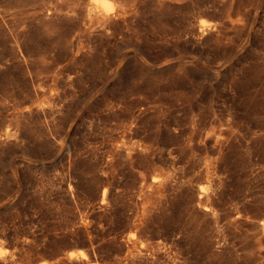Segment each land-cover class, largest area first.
<instances>
[{"label": "rangeland", "instance_id": "374dc122", "mask_svg": "<svg viewBox=\"0 0 264 264\" xmlns=\"http://www.w3.org/2000/svg\"><path fill=\"white\" fill-rule=\"evenodd\" d=\"M93 2L0 0V264H264V0Z\"/></svg>", "mask_w": 264, "mask_h": 264}, {"label": "bare ground", "instance_id": "6f19581e", "mask_svg": "<svg viewBox=\"0 0 264 264\" xmlns=\"http://www.w3.org/2000/svg\"><path fill=\"white\" fill-rule=\"evenodd\" d=\"M93 1H95V2H104L105 0H93ZM91 2H92V0H91ZM95 2H93V3H95ZM70 256L73 257V256H75V254L72 253Z\"/></svg>", "mask_w": 264, "mask_h": 264}]
</instances>
